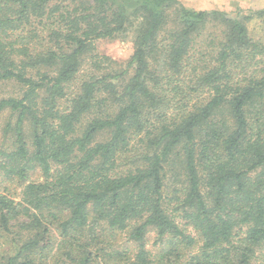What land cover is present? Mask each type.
<instances>
[{
    "label": "trees",
    "instance_id": "obj_1",
    "mask_svg": "<svg viewBox=\"0 0 264 264\" xmlns=\"http://www.w3.org/2000/svg\"><path fill=\"white\" fill-rule=\"evenodd\" d=\"M254 15L0 0V84L16 89L0 97V233L13 246L0 264H264ZM130 33L124 65L95 55L96 41ZM196 44H214L209 60Z\"/></svg>",
    "mask_w": 264,
    "mask_h": 264
},
{
    "label": "rangeland",
    "instance_id": "obj_2",
    "mask_svg": "<svg viewBox=\"0 0 264 264\" xmlns=\"http://www.w3.org/2000/svg\"><path fill=\"white\" fill-rule=\"evenodd\" d=\"M184 7L194 10L201 11H220L225 12L231 17H240L242 15L254 14L257 12H263L261 16H253V19L247 23V27L250 35L256 41H260L264 44V0H178ZM133 34L130 33L124 37H117L110 40H99L95 42V55L99 58L106 57L111 62L109 63L111 67L116 68L120 65H124L129 59L133 52ZM214 44H196L195 57L199 59L209 60L208 56L212 52ZM211 57V56H209ZM102 66L104 64L102 63ZM92 71V61L90 59L86 60V64L80 70L77 76L78 80L84 78L85 75ZM16 89L13 84H0V97H7L14 95ZM5 115H0V144H1V133L2 126L5 119ZM32 180L38 179V174H32ZM174 185H179L176 178H172L171 174L167 175V186L168 194L167 198L171 200L173 198L172 188ZM172 208V205H170ZM3 234V233H2ZM0 233V262L1 256L6 252H11L13 250L12 243L9 237L2 235ZM154 233H148V248L151 247ZM152 249V248H151ZM257 255L259 258H264V249L259 251ZM263 256V257H260ZM260 262V260H259ZM257 261L256 264L259 263Z\"/></svg>",
    "mask_w": 264,
    "mask_h": 264
}]
</instances>
